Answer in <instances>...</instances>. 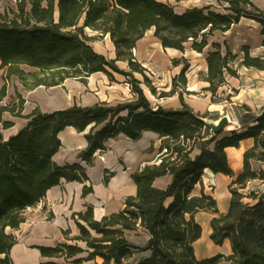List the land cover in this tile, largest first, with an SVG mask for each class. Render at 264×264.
<instances>
[{
  "label": "trees",
  "instance_id": "trees-1",
  "mask_svg": "<svg viewBox=\"0 0 264 264\" xmlns=\"http://www.w3.org/2000/svg\"><path fill=\"white\" fill-rule=\"evenodd\" d=\"M12 16L0 13V68L5 79L15 77L25 89L51 87L66 78L84 81L91 73L101 71L110 80L113 72L126 77L133 96L109 105L97 102L89 106L76 103L62 109L42 111L34 107L23 115L24 99L0 104V125L12 122L2 118L4 112L26 119L25 124L6 139L0 133V264H12L10 248L17 238L13 230L25 221V211L39 203L49 188L66 181L84 183L82 195L92 191L85 167L80 163L58 165L52 160L60 146L58 133L66 126L77 131L88 128L86 147L80 158L87 165L93 162L97 150L106 149L109 138L125 136L132 140L142 132H156L161 140L159 160L144 164L132 173L136 194L127 196L118 212L92 217V208L77 214L86 226L77 223L79 234L72 239L85 244L58 243L55 247H38L44 256L60 255L72 258L73 264L93 260L94 264H218L219 255L198 258L195 242L202 227L195 219L199 211L212 214L209 221L210 240L216 245L229 242V264H264V189H246L247 183L258 179L264 183V170L254 171L251 160L264 163V107L256 116L255 125L243 132L231 130L217 139L203 121L206 113H195L178 91L181 107L177 109L152 105L141 83L155 94V88L145 75V68L135 60L133 48L147 30L163 49L183 52L186 47L201 53L210 45L206 55L207 72L204 89L212 95L225 82V76H237L239 67L264 70V54L252 55L248 44L232 52L223 42L209 44L214 32L227 31L240 17H249L261 25L264 35V11L250 0H217L227 5L226 13L210 5L193 6L178 13L159 0H16ZM89 28L103 37L109 36L115 57L108 59L96 52L84 34ZM126 61L129 70L116 65ZM179 60L172 59L176 65ZM236 63V66H232ZM28 67L30 70H25ZM188 68L183 66L178 77L182 86ZM143 76L140 81L134 76ZM175 78L173 79V84ZM176 89V85L167 93ZM6 96V85L0 88V103ZM251 137L253 145L243 152V166L238 173L231 169L225 147L236 146L239 140ZM213 141V146L210 143ZM197 148L199 153L191 156ZM204 169L231 178L228 208L221 213L216 200L203 190L192 194ZM111 173L104 172L107 181ZM169 174L166 188L153 185L156 177ZM141 229L148 235L143 245L129 240L128 232ZM141 254L135 258V254ZM99 258L100 261H95Z\"/></svg>",
  "mask_w": 264,
  "mask_h": 264
},
{
  "label": "crops",
  "instance_id": "crops-1",
  "mask_svg": "<svg viewBox=\"0 0 264 264\" xmlns=\"http://www.w3.org/2000/svg\"><path fill=\"white\" fill-rule=\"evenodd\" d=\"M250 1L260 10L264 11L263 0ZM218 12L226 13L227 11L224 9V11ZM239 25L245 26V34L249 39L248 45L250 47V53H252V55L264 54V35L261 33V25L253 18L240 17L238 23L233 24L227 31L221 32V41L215 40L212 42H218L220 44L226 42L228 44L226 40L227 35L234 27H238ZM103 37L107 41L106 48H104L103 45H91L96 52L104 55L108 59H113L115 57L114 46L107 34ZM258 43L263 44L261 48H258ZM152 45H155V48L149 53V47ZM209 46L210 45L201 53L197 52L199 55L204 56L202 68H198L193 73L191 72L190 75L184 73L186 79V87H184V90L177 87L173 93L165 96L164 99L156 100L154 103L151 102L147 96L146 97L154 106L160 105L163 108L177 109L181 107L178 96V91H181L183 101L189 105L195 113L203 114L209 112L213 115V117H209L211 120H217L220 116L227 114L230 118V122L234 125V129L243 132L247 130V128L255 125L256 116L264 107V70L239 67L237 76L226 75L225 82L219 86L217 91L212 95L209 91L204 89L208 86V82L204 80V76L207 72L206 55L209 51ZM164 50L170 51V59L167 57L166 61L170 60L172 64V59L179 60V58L174 56L178 50L173 48L163 49L161 43L153 35V29H150L145 32L142 38L136 41L132 52L135 60L146 70L152 72L153 62L151 59L153 58L154 52L157 56H160L161 53H164ZM190 51L193 52L194 50L190 49ZM181 64V61L176 63V65L172 64V70L169 71L170 77H175L180 73L183 68ZM116 65L122 70H129L126 61L117 60ZM0 71H3V69L0 68ZM197 72L199 78L192 79L194 77H192V75H196ZM113 78L114 80H110L105 73L98 71L85 77L83 82L77 78H66L61 84L51 87L41 85L29 90L25 89L20 83L24 91H18L17 93L24 99L22 114H28L36 106L42 111H52L66 108L74 103L77 105L89 106L97 102H106L109 105H113L129 99L130 88L126 81V77L113 72ZM3 85L2 83L0 88ZM164 86L170 89L169 82L164 83ZM199 91L203 92L202 97L196 96V93ZM215 94L224 96L225 100L220 103L214 102L212 98L215 97ZM7 96L8 94L6 92V96L0 104H6L4 101ZM225 102H227V104H225ZM2 118L12 122L11 127L7 129L2 128L3 130L9 131L4 139L16 133L26 122L25 118L13 116L8 112H4ZM225 129L224 127L222 132L216 134L217 139L230 133L226 132ZM87 130L88 128L80 132L71 126H66L62 129L58 133L60 146L53 154L52 160L58 165L77 162L84 166L88 177V183L91 184L92 191L82 195L84 183L79 181H66L63 178L60 180L59 184L49 188L46 195L39 203L29 207L25 211V221L22 222L17 229L13 230V234L16 236L17 241L9 251L12 264H73L72 260L85 257L86 252L79 253L72 258H65L60 255V253L54 256H44L41 254L38 247H55L58 243H67L73 245L77 244V246L85 248L83 242H77L72 239L79 234L77 223L86 226L84 221L78 219L77 214L84 212L87 207H91L93 219L99 220L105 215L118 212L124 207L125 198L136 194V185L131 177L132 173L146 163L159 160V146L161 140L156 132L146 130L143 131L141 137L136 140L122 135L109 138L105 143L106 152L104 154V159L102 160L99 157L100 152L97 151L93 155L92 164L87 165L80 158V152L87 145L85 138ZM0 133L2 134L1 131ZM252 145L253 139L247 137L239 140L236 146L225 147L226 157L233 172L238 173L242 170L243 152ZM209 146H213V141ZM198 153L199 150L195 148L191 156ZM251 167L254 171L264 170V163L251 160ZM106 170L111 174L108 176L107 181H104L103 177ZM207 176H211L215 180L211 183L215 187L213 191L210 192L202 186V181ZM170 181L171 175L166 174L156 177L153 181V185L157 188L164 189ZM217 181H220L221 184L223 182L225 185L224 188L220 187L218 191ZM230 181L231 178L227 175L212 173L209 169H204L200 182L192 189V194H199L200 191L203 190L216 200L218 211L223 213L227 210L229 204L230 193L228 184ZM197 186H199L198 190H196ZM249 188L263 190L264 183L258 179H254L247 183L246 189ZM215 193L217 196H215ZM220 194H222V197L219 196ZM200 212L206 211L197 212L195 215L196 220ZM197 222L202 227V223L198 220ZM208 226L210 228V224ZM138 231L142 233L144 244L148 235L141 229H138ZM209 231L211 232V228ZM130 232L135 231H129L128 233ZM223 243L228 245V254H230L229 242L225 240ZM195 244V253L198 258L209 257H199L196 252ZM95 261L99 262L100 259L96 258ZM80 264H94V261H83Z\"/></svg>",
  "mask_w": 264,
  "mask_h": 264
},
{
  "label": "rangeland",
  "instance_id": "rangeland-1",
  "mask_svg": "<svg viewBox=\"0 0 264 264\" xmlns=\"http://www.w3.org/2000/svg\"><path fill=\"white\" fill-rule=\"evenodd\" d=\"M159 1L168 3L169 5L173 7L174 11L178 13L184 11L187 8L193 7V6L201 7V6H206V5H210L212 10L224 11V7L227 5L224 2L219 3L216 0H159ZM16 2H17L16 0H0V13L7 12L9 16H12V11L16 9ZM84 34L90 37V40H89L90 44L95 45V46L103 45L104 48H106V43H107L106 39H104V37L98 36L97 32H94L89 28H85ZM221 37H222V33L219 31H216L213 33L212 36L209 37V41H210L209 43L211 44L212 41H215V40L221 41L222 40ZM226 38L228 42L227 45L229 46L232 52H237L239 50V47L242 44H248L249 42V39L245 34L244 25H239L238 27H234V29L227 35ZM222 44L221 46H222V49L224 50V45ZM262 45L263 44L258 43V48H261ZM154 48H155V45L150 46L148 52L150 53L151 50H154ZM210 48L211 47L209 46V50ZM184 54H185V57H184ZM260 55H263V54H260ZM169 56H170V51H167V50H164V53H161L160 56L159 55L157 56V54H155L154 52L153 58L151 59V61L153 62L152 72L150 70H145V75L147 76L151 85L155 88V94H152L147 89L144 83H141V87L143 88V91L146 94V96L153 103L156 102V100L164 99L165 96L160 97V95L167 94L175 85H176V89L177 87H180L182 90H184V87H186L185 84L182 86V81L178 77V75H176L175 77H170L169 71L172 70V64L170 60L166 61V58L167 57L169 58ZM174 56L176 58H179V61H181L182 66H184L188 62L187 63L188 68L185 72L188 75H190L191 72L193 73L198 68H202L204 64V56L202 55L193 56V53L190 51V48L188 47H186L183 52L177 51ZM232 66H236V63H234ZM23 68L25 70H30V68L28 67H23ZM134 76L139 78L140 81H143V76L141 74L134 72ZM192 77H193L192 79H198L199 78L198 72L196 73V75H192ZM174 78H175V82L173 84ZM166 82L170 83V86H169L170 89H167L166 88L167 86H164V83ZM2 83L6 85V92L8 94L6 100L4 101L5 103L15 100L18 94L17 93L18 91L20 92L24 91L18 79H16L15 77L5 79L3 71H0V85ZM146 91H148L149 94H147ZM202 93H203L202 91H199L196 93V96L202 97ZM132 96H133V93L130 91L129 98H131ZM212 100L216 103H220L221 101L225 100V97L220 96V94L219 95L215 94V97L212 98ZM225 104H227V102H225ZM209 117H213V115L209 112H206V118L210 119ZM0 131L3 134V138L9 132L7 130H3L1 125H0ZM226 132L229 133L231 132V130H226ZM214 181L215 180L213 179V177L207 176L203 179L202 186L205 189H207V191L209 192L213 191L215 186H213L211 183H213ZM220 187L224 188L225 185L223 182L221 184L220 181H217V191L219 190ZM198 189H199V186L196 187V190ZM215 196H217L216 193H215ZM210 219H211V214L207 212H200L197 215V220L203 225H206V224L209 225ZM209 234H210V231L206 234L204 233L201 236V238L197 241V243L195 244L197 255L199 257H203V256L211 257L214 255H219L220 261L218 264H229V262L226 260V255L229 253L228 245L226 243L225 244L223 243L222 245L214 244L210 240ZM128 236L132 242L139 244V245H143L144 239H143L141 231L137 230L135 232H130L128 233ZM139 256H141L140 253L135 254L134 257L138 258Z\"/></svg>",
  "mask_w": 264,
  "mask_h": 264
},
{
  "label": "water",
  "instance_id": "water-1",
  "mask_svg": "<svg viewBox=\"0 0 264 264\" xmlns=\"http://www.w3.org/2000/svg\"><path fill=\"white\" fill-rule=\"evenodd\" d=\"M203 121L210 129V137L222 132L224 127L230 123V120L226 114L220 116L217 120H211L204 118Z\"/></svg>",
  "mask_w": 264,
  "mask_h": 264
},
{
  "label": "bare ground",
  "instance_id": "bare-ground-1",
  "mask_svg": "<svg viewBox=\"0 0 264 264\" xmlns=\"http://www.w3.org/2000/svg\"><path fill=\"white\" fill-rule=\"evenodd\" d=\"M192 53H193V56H198V55H199V54H198L197 52H195V51H193ZM146 92H147V94H149L148 91H146ZM225 128H226V130H233V129H234V125H233L232 122H230L229 124L226 125ZM221 195H222V194H220L219 196L222 197ZM209 230H210V228H209L208 225H203V224H202V235H203L204 233H205V234L208 233Z\"/></svg>",
  "mask_w": 264,
  "mask_h": 264
},
{
  "label": "built area",
  "instance_id": "built-area-1",
  "mask_svg": "<svg viewBox=\"0 0 264 264\" xmlns=\"http://www.w3.org/2000/svg\"><path fill=\"white\" fill-rule=\"evenodd\" d=\"M227 115V114H226ZM228 116V115H227ZM228 118H229V116H228ZM229 120H230V118H229ZM97 151H99L100 152V154H99V157L103 160L104 159V154H105V152H106V149H104V150H97ZM96 151V152H97ZM95 152V153H96ZM94 153V154H95Z\"/></svg>",
  "mask_w": 264,
  "mask_h": 264
}]
</instances>
